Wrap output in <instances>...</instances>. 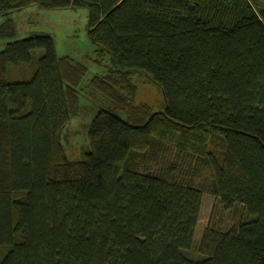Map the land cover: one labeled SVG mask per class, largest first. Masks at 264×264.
<instances>
[{"label":"trees","instance_id":"16d2710c","mask_svg":"<svg viewBox=\"0 0 264 264\" xmlns=\"http://www.w3.org/2000/svg\"><path fill=\"white\" fill-rule=\"evenodd\" d=\"M33 6L88 9L113 66L83 89L49 35L0 52V264H264V0H0L2 35ZM139 74L161 111L137 103ZM81 91L100 107L73 161ZM207 193L247 219L210 224L194 259Z\"/></svg>","mask_w":264,"mask_h":264},{"label":"rangeland","instance_id":"374dc122","mask_svg":"<svg viewBox=\"0 0 264 264\" xmlns=\"http://www.w3.org/2000/svg\"><path fill=\"white\" fill-rule=\"evenodd\" d=\"M10 18L14 22L15 33L12 37H7L0 31V52L8 43L36 35H49L55 40L59 57H70L87 67L88 73L81 85L83 89L90 85L94 77L105 76L112 69L110 57L103 64L96 62L97 47L88 35V9L46 10L33 6L11 14ZM6 20V16L0 17V27ZM133 82L137 87L138 104L148 105L154 111L163 109L164 96L148 76L139 74L134 77ZM80 103L79 115L70 120L61 139L68 158L73 161H81L85 158V153L89 149L88 130L100 107L99 102H94L82 91ZM246 219L247 214L242 206L234 210H225L219 199L211 194H205L196 230V247L188 251L187 255L194 259L198 257L197 245L210 224L219 230L230 231Z\"/></svg>","mask_w":264,"mask_h":264}]
</instances>
